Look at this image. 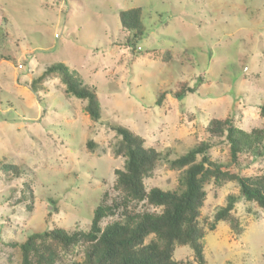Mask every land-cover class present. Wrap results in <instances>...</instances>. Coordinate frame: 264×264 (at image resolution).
Here are the masks:
<instances>
[{"label": "rangeland", "instance_id": "1", "mask_svg": "<svg viewBox=\"0 0 264 264\" xmlns=\"http://www.w3.org/2000/svg\"><path fill=\"white\" fill-rule=\"evenodd\" d=\"M131 9L141 10L144 29L136 48L120 19ZM57 63L97 91L98 122L57 75L32 92ZM180 83L193 92L176 98ZM263 103L264 0H0V264H20L17 245L35 233L88 232L105 194L108 204L122 200L116 171L125 158L114 155L115 128L161 154L147 191H174L182 172L170 162L202 142L214 140L212 161L231 169L228 146L208 127L230 119L247 132L264 128ZM237 172L264 175V156L243 160ZM206 191V264H264V212L240 198L232 215L242 233L225 222L212 232L216 212L240 191L236 182ZM149 210L156 212L130 203L127 211ZM122 216L120 209L102 226ZM83 259L79 247L62 263ZM174 259L197 264L188 247Z\"/></svg>", "mask_w": 264, "mask_h": 264}, {"label": "trees", "instance_id": "2", "mask_svg": "<svg viewBox=\"0 0 264 264\" xmlns=\"http://www.w3.org/2000/svg\"><path fill=\"white\" fill-rule=\"evenodd\" d=\"M120 19L122 28L133 34L128 44L136 48L135 42L144 35L141 10L121 12ZM53 75L60 78L67 95L86 102L84 110L93 122L101 119L97 91L84 85L63 63L48 67L32 83V92L37 95V85ZM187 92L193 90L187 83H180L174 95L182 98ZM260 117L264 120V103L260 107ZM114 130L119 137L114 155L125 158L124 169L116 171V189L122 194V200L108 204L105 194L88 232L70 234L54 229L29 236L17 245L22 257L20 264H63L64 256L74 254L79 247L83 248L84 259L71 264H184L174 259L179 247L190 248L196 263L206 264V231L199 220L207 199L206 186L210 183L221 188L225 183L236 182L240 191L239 196H227L226 205L216 212L210 231H216L218 223L225 222L237 235L242 233L239 221L232 215L240 198L256 204L264 212V175L247 177L237 172L243 160L264 156V128L247 132L230 119L212 121L208 133L212 139H222L221 142L228 146L231 169L212 161L209 152L216 145L214 140L202 142L170 162L172 170L182 172L179 188L174 191L159 188L147 191L145 180L153 175L162 160L161 154L146 148L145 141L130 130L123 127ZM10 169L18 174L16 167ZM130 203H144L156 212H128ZM120 209H123V219L103 227V221L114 217Z\"/></svg>", "mask_w": 264, "mask_h": 264}]
</instances>
